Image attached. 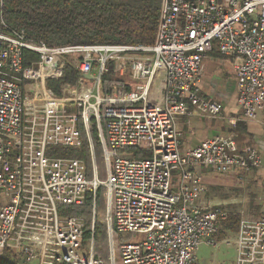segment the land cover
I'll return each mask as SVG.
<instances>
[{
    "label": "built area",
    "instance_id": "2783aa9c",
    "mask_svg": "<svg viewBox=\"0 0 264 264\" xmlns=\"http://www.w3.org/2000/svg\"><path fill=\"white\" fill-rule=\"evenodd\" d=\"M0 24V258L7 252L26 264H106L93 255L101 187L108 264H198L199 246H216L223 222L236 214L204 200L201 170L246 174L261 166L253 146L239 147L235 127L262 122L264 0H160L151 45L51 47ZM24 51L39 59L24 65ZM214 51L232 65L240 115L228 119L225 136L182 153V118H225L198 86L202 60ZM65 76L58 92L48 86ZM81 131L90 178L84 159L57 151L80 149ZM141 151L149 156L135 158ZM88 199L89 252L84 218L66 209ZM222 242L236 246L235 264H264V201L255 223L240 218L235 236Z\"/></svg>",
    "mask_w": 264,
    "mask_h": 264
},
{
    "label": "trees",
    "instance_id": "16d2710c",
    "mask_svg": "<svg viewBox=\"0 0 264 264\" xmlns=\"http://www.w3.org/2000/svg\"><path fill=\"white\" fill-rule=\"evenodd\" d=\"M160 0H0V23L23 30L27 37L47 46L123 44L151 45L154 40ZM3 28L0 24V29ZM39 59L38 54L24 51V65ZM66 65H70L69 63ZM68 80H50L48 86L58 92L60 83ZM91 139L97 168L102 167L101 145L96 131ZM80 149L58 148L63 156L82 158L87 167V177H91V158L85 134L81 131ZM149 156L147 151L136 152L134 157ZM101 178V174H99ZM103 179V178H101ZM103 188L97 190L98 209L105 200ZM68 213L81 216L85 220L84 242L92 237L91 199L84 206L66 207ZM239 217L230 214L223 222L218 234L226 229L236 231ZM217 234V235H218ZM216 235V238H217ZM120 239L123 237L117 236ZM129 238V235L124 237ZM93 255L108 264L107 237L101 222L95 218ZM9 255V256H8ZM3 256L15 258L7 252Z\"/></svg>",
    "mask_w": 264,
    "mask_h": 264
},
{
    "label": "crops",
    "instance_id": "0c3cea01",
    "mask_svg": "<svg viewBox=\"0 0 264 264\" xmlns=\"http://www.w3.org/2000/svg\"><path fill=\"white\" fill-rule=\"evenodd\" d=\"M232 71L230 61L216 51L202 60L198 85L200 93L207 101L218 104L225 118L209 119L198 114L182 118L178 125L182 133V153L195 148L206 139L225 136L232 130L228 119L240 115ZM259 119L262 122L240 121L235 127L239 147L250 145L257 150L261 161L259 168L246 174L219 173L211 168L201 170L202 180L207 187L204 200L223 205L239 215L246 225H252L259 219L264 201V111L259 114ZM237 230L226 229L216 239L222 242V239H227L226 236L233 238Z\"/></svg>",
    "mask_w": 264,
    "mask_h": 264
},
{
    "label": "rangeland",
    "instance_id": "374dc122",
    "mask_svg": "<svg viewBox=\"0 0 264 264\" xmlns=\"http://www.w3.org/2000/svg\"><path fill=\"white\" fill-rule=\"evenodd\" d=\"M70 61V60H69ZM233 72V71H232ZM103 163V162H102ZM98 173L101 174V178L105 177V167L104 164H102L101 169H98ZM239 217V215H238ZM96 221H99L102 223L106 237H107V247L109 252V236H108V229L107 224L104 221L105 218V200L103 202V206L96 210L95 215ZM240 220V217H239ZM239 223V222H238ZM94 236H95V223H94ZM228 240L232 239L230 236H226ZM119 237H114V244L117 245L119 242ZM222 239L221 241H223ZM219 242V241H218ZM84 251L89 252L90 250V244L89 242L83 243ZM9 256V255H8ZM109 256V253H108ZM108 258V257H107ZM237 259V252L236 248H234L233 244L230 243H224L219 242L216 246L208 245L205 243H202L196 253V261L198 264H235ZM0 264H26V262L18 257H15L13 259L6 258L5 256H2L0 258ZM118 264V263H117ZM120 264V263H119Z\"/></svg>",
    "mask_w": 264,
    "mask_h": 264
},
{
    "label": "water",
    "instance_id": "95a60500",
    "mask_svg": "<svg viewBox=\"0 0 264 264\" xmlns=\"http://www.w3.org/2000/svg\"><path fill=\"white\" fill-rule=\"evenodd\" d=\"M86 77H89L88 75H86Z\"/></svg>",
    "mask_w": 264,
    "mask_h": 264
}]
</instances>
